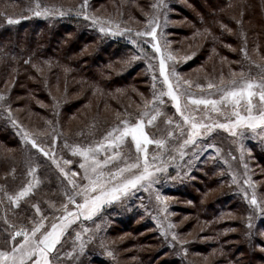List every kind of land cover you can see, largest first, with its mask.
Listing matches in <instances>:
<instances>
[{"label": "rangeland", "instance_id": "374dc122", "mask_svg": "<svg viewBox=\"0 0 264 264\" xmlns=\"http://www.w3.org/2000/svg\"><path fill=\"white\" fill-rule=\"evenodd\" d=\"M97 1L99 0L96 2L87 0L86 6L85 0L0 1L2 25L0 31L8 26L17 29L20 25L28 23L41 25L37 35L42 41L46 37L43 29L47 26L66 27L69 32L66 31L64 35L61 34L63 31L57 33L60 35L57 37L62 41V48L55 51L51 43L48 45L52 56L61 57L69 52L70 56L75 58L78 54L92 52L91 58L95 59L92 65L96 67L91 70L94 73H97L98 67L112 65L113 76L123 75L118 82L120 86L114 89L121 98L114 102L107 101L104 105H99L92 97L84 99L82 90L75 86L74 82L77 80L72 76L70 79H63L60 76L61 69L57 66L59 63L56 61L55 65L51 62V57L45 58L40 66L32 64L33 73H30L29 79L26 77L28 71L22 74L24 79L19 81L15 92H12V89L16 76H7L2 83L0 81V96L5 97L4 100H0V132L4 133L12 144L0 145V156L8 154L10 157V160L7 158L8 165L0 167V188L3 189L0 191V200H3V203H0V217L7 211L8 219L17 227L22 224L30 229L34 220L39 221L41 217H45V229L42 231L50 230L51 224L58 222L55 218L63 215L58 209L66 203L65 188H70L51 161L32 149L30 144L22 142L21 128L46 150H51L53 137H56L57 159L61 164L64 159L71 160L72 164L63 166L69 170V174L71 172L78 174L75 177L78 183L85 184L87 181L82 179L83 170L79 168L81 158L71 155L72 147L101 142L107 132L121 120L127 119L134 123L140 113L146 110V103L153 100L154 91L158 94L159 90L163 89L158 57L151 60L147 57L133 59L134 56L141 55L140 48L155 55L151 47L144 43L151 38L135 35L137 32L145 31L148 19L153 16L159 17L161 28L158 29V34L161 31L163 33L161 44L166 54L172 56L168 61L169 70L174 69L178 73L182 89L193 98L219 99L220 93L217 92V88L227 86L232 80L239 81L241 72L245 74V78L256 80L264 76V3L252 8L253 11L248 12L246 20L238 15L239 8L227 7L228 15L236 19L235 30L222 20L217 21L216 26L225 35H229L232 41L222 43L216 41L218 45H213L210 41L217 40L216 26L203 18H200V26L191 20L198 12L194 4L198 0H163L167 7L160 10L151 7L157 0H144V4L133 3L130 6L132 12L138 11L136 16L131 17L122 11V6L114 7L111 0L104 3ZM37 2L40 11L48 9L50 14L36 16ZM61 12L64 14L60 15ZM85 15L89 19H85ZM8 19L20 22L9 25ZM93 19H96L97 23L94 24ZM101 23L106 29L105 32L100 31ZM109 29L111 31H107ZM28 30L24 29L23 36L28 35L30 32ZM82 33L85 35L84 38H81ZM115 45L124 49L121 55L113 58L114 56L107 50L114 48ZM99 47H102L100 51L97 50ZM2 53L6 51L3 49ZM13 56L12 54L9 57ZM149 63L152 64V69H149ZM92 65L84 60L81 66L87 68V71L83 74L90 72L89 67ZM233 73L236 75L233 76ZM34 74L42 76L41 93L37 95H44L46 99L33 95L36 97L35 105L30 107L27 94L20 93H24L25 90L29 93L27 88L29 83L38 81ZM153 74L157 77L155 90L152 87ZM136 78L139 82L136 84L138 88L128 84L131 80L135 84ZM185 81L191 82V86L184 83ZM210 83L216 87L209 88ZM96 92L106 94L102 86H98ZM163 99L165 104L158 106L166 115L158 118L156 128L149 127L147 130L155 133L157 138L165 129L174 131V138L169 140L167 151L157 149L154 144L148 146L149 160L152 161L154 155L158 156L159 159L152 162L165 170L156 173V182L149 191L132 190L121 200L105 205L92 220L86 221L81 217L71 225L55 252L50 254L52 264H134L136 258L134 250L140 243L138 238L145 239L149 233L155 235L154 246L142 242L141 251L144 247L152 253L166 251L165 255H158L155 258L156 264L165 260L169 264H174V260L178 264H193L183 249L186 238L178 234V228L189 216L182 215L178 210L187 205L196 207V203L190 200V195L198 200L200 194H203L200 198L204 201L210 199L211 208L216 211L220 222L225 221L222 229L230 231L229 228L234 227L232 231L237 233V238L232 242L235 245L241 244L242 239L239 240L238 236L242 235L243 242L250 241L248 246L243 243L247 252L264 255V165L259 163L260 157L264 158V128L241 127L237 129L235 136L223 129H215L210 135L198 138L195 144L186 146L181 157L177 149L187 138V127L185 126L184 135H181L180 130L175 128V123L182 124L183 121L176 114L170 99L168 97ZM194 114L198 120L201 119L205 115L204 106L201 105L200 111ZM209 115L213 120L227 122L224 116L211 112ZM225 115H230V109ZM169 117L174 121L172 125L164 123ZM13 120L17 122L16 126L13 125ZM65 143L69 147L66 148ZM130 148L134 159L135 149L130 144L123 149V154L127 156ZM107 155H111V152ZM105 158L106 154L103 152L97 156L99 160ZM117 166H123V161L113 162L105 171L115 170ZM30 167L37 168L35 176L40 183L33 194L21 201L18 209H12L4 198V191L14 194L24 183L32 179L27 175ZM202 178L215 181L214 186L204 188ZM245 181L249 183L246 184ZM191 182L194 183L193 187L189 185ZM195 183L201 185V190L195 188ZM157 193L167 198L163 204L157 201ZM253 195L258 202L257 205L251 204ZM77 200L79 202L80 198L77 197ZM33 204L39 206L40 215L36 214ZM165 205L166 211H161ZM69 209L74 210V206L69 205ZM157 220L163 221L165 228L168 223L175 227L170 230L169 235L164 236L157 227ZM5 227L6 225L0 222V234ZM171 232L176 234L177 240H172ZM77 233H80L79 238ZM197 235L200 237L197 238ZM184 236L192 239L196 237V240H211V235L208 232H199L195 224ZM256 239L259 240V244ZM3 240L4 236L0 235V248L3 247ZM193 256L198 260L196 264H206L212 260L213 252L209 256L200 257L197 254ZM243 261L244 257L240 262Z\"/></svg>", "mask_w": 264, "mask_h": 264}, {"label": "snow or ice", "instance_id": "6c2138e0", "mask_svg": "<svg viewBox=\"0 0 264 264\" xmlns=\"http://www.w3.org/2000/svg\"><path fill=\"white\" fill-rule=\"evenodd\" d=\"M86 5L87 0H85L84 6ZM151 7L160 10L167 7V5L163 3V0H157V3L152 4ZM36 8L38 9L35 12L36 16H47L50 14L48 9L40 11L38 2ZM63 14V12L60 13V15ZM84 18L89 19L87 15ZM19 22V20L14 19L7 20L9 25L18 24ZM93 23H97V20L93 19ZM160 28L158 16L148 19L145 31L137 32L135 35L137 37H150L151 39L145 40L144 43L151 47L152 53L155 55L153 56L145 51L144 48H140L141 55L134 56L133 59L147 57L151 60L158 57L159 76L162 78L163 89H160L158 94L154 91L153 100L146 103V110L140 113L139 118L134 123L127 119L121 120L117 126L107 132L101 142L95 145L72 147L71 155L81 158L82 162L79 163V168L83 170L82 179L87 181V183H78L75 179L78 174L76 172L69 174V170L65 169L63 165L72 164L71 160L64 159L61 164L57 159L55 153L56 137H53L51 150H46L35 138L21 128L23 132L22 142L30 144L32 149L51 161L52 165L63 175L70 188H65L66 203L62 204L61 208L58 209V211L63 212V215L55 218L58 222H53L50 230L42 231L45 229V217H41L39 221L34 220L30 229L22 224L17 227L15 223L8 219L7 211L3 217H0V222L6 225L3 233L0 234L4 236L3 247L0 248V264H52L50 254L56 250L57 245L61 243V238L70 226L80 220L81 217L86 221L92 220L105 205H111L121 200L122 197L127 196L132 190L139 191L144 189V191H149L152 189L153 184L156 182V173L165 169L152 162L159 159L158 156L154 155L152 161L149 160L148 146L154 144L157 149L167 151L169 140L174 138L173 130H163L159 138H157L155 133H150L147 130L149 127L156 128L158 118L166 115L158 106L165 104L163 97L170 99L176 114L183 121L182 124L179 122L175 123V128L180 130L181 135H184L185 126L187 127V138L183 140V143L177 149L181 157L184 155L183 149L186 146L195 144L198 138L210 135L215 129H223L235 136L237 135V129L241 127L250 129L264 128V76L256 80L245 78V74L241 72L239 81L232 80L227 86L217 88V92L220 93L219 99L193 98L191 94L186 93L182 89L178 73L174 69L169 70L168 61L172 59V56L166 54L162 47L161 38L163 33L161 31L158 34V29ZM100 31H106L102 23ZM115 34L117 33H113V35ZM27 62L25 61V63ZM148 67L152 69L153 66L149 63ZM235 75L233 73V76ZM152 79V87L155 90L157 80L155 74H153ZM184 83L191 86L189 81ZM208 87L215 88L216 85L210 83ZM4 99V96H0V100ZM201 105L204 106L205 115L198 120L194 113L200 111ZM149 108L151 109L150 111L148 110ZM229 109L230 115H225V112ZM209 112L224 116L227 122L222 123L218 120H213ZM12 123L14 126L17 125L15 120ZM164 123L172 125L174 121L169 117L164 120ZM17 134L19 135L20 133ZM129 144L135 149L136 155L134 159L132 158L131 148L127 156L123 154V149ZM64 146L66 148L69 147L67 143ZM102 152L106 154V158L104 160L97 159L98 154ZM108 152H111V155H107ZM118 160L123 161V166H117L115 170L105 171L110 164ZM36 172L37 168L30 167L27 175L32 177V179L24 183L14 194L4 191V198L12 209H18L21 201H24L34 193L40 183L36 179ZM245 183L247 184L249 181H245ZM249 186L251 185L249 184ZM0 191H3V189L0 188ZM77 197L80 198L79 202ZM156 199L163 204L167 198L157 193ZM0 203H3V200H0ZM257 203L253 195L251 204L257 205ZM69 205H73L74 210H70ZM32 207L35 209L36 214L40 215L39 206L33 204ZM161 211H166V205ZM165 220H167L166 216ZM157 227L161 229L162 235L167 236L175 225L168 223L165 228L164 222L157 220ZM79 236L80 233H77V238ZM171 237L172 240H177L174 232H171ZM81 250H83V244H81Z\"/></svg>", "mask_w": 264, "mask_h": 264}, {"label": "trees", "instance_id": "16d2710c", "mask_svg": "<svg viewBox=\"0 0 264 264\" xmlns=\"http://www.w3.org/2000/svg\"><path fill=\"white\" fill-rule=\"evenodd\" d=\"M1 2H4L6 0H0ZM7 1H13V0H7ZM16 1V0H15ZM108 0H99L97 2H106ZM194 1V0H192ZM96 2V0H94ZM112 5L115 6H122V11L128 13V17H131V15L136 16L138 14L137 12H132L130 6L133 3H137L139 5L144 4L143 2H140L139 0H111ZM199 2V3H198ZM259 3H264V0H198L195 1L194 4L198 8V12L194 18L191 20L198 26L201 25L200 18H203L206 21H209L210 24L216 26V22L219 20H222L224 23L230 25V27L235 30L236 27V19L231 18L227 11V7L229 6H235L239 8V16L243 19H247L248 12L252 10L254 7H259ZM128 9V10H127ZM139 10V9H138ZM0 23V27H1ZM41 25H34V24H23L20 25L19 28L15 27H5L2 31H0V81L1 83L9 77L16 76V82L12 89V92L16 91L17 85L19 84V81L21 79H24L22 74L26 71L28 73L26 74V77L29 79L30 73H33V65L36 64L40 66L45 58L51 57L53 62L56 65V61L59 63L60 76L63 79H70L72 76L77 80L75 83L76 88L82 90L83 98L88 99L89 97L94 98V101L97 102L99 105H104L107 101L114 102L115 100L121 98V95L117 94V92L114 90L116 86H118V82L122 79V76H113L114 70L112 69V65L110 66H101L98 67L97 73H94L91 69L96 67L92 64H94L95 59L91 58V54H83L79 55L78 57H72L70 56L69 52L64 53L61 55V57L52 56L49 53L48 45H51L54 47L53 50L57 51L62 48V41L59 40L57 36V33H61L64 35L66 31L69 32L68 28H64L63 26H56L53 25L51 27L47 26L43 30L46 32V37L41 41V39L38 37L37 30L39 29ZM24 27V28H21ZM21 28V29H20ZM63 28V29H62ZM24 29H29L30 31L27 36L25 35ZM67 32V33H68ZM215 35L217 37V40H212L210 43L213 45H218L217 42L222 43L223 41L231 42V38L228 35H225L222 30L218 26L215 28ZM50 36L52 38H50ZM85 35L83 33L81 34V38H84ZM90 42V40H88ZM217 41V42H216ZM99 45H97L98 47ZM220 48V46H219ZM5 50L6 53H2V50ZM96 49V48H95ZM102 47L97 50H101ZM108 49V47L106 48ZM110 54L114 56L113 58H116L117 56L121 55L123 53V49L119 45H115L114 48H109ZM221 49V48H220ZM71 52V51H70ZM14 55L13 58L8 56ZM34 56L36 58H34ZM38 60V62H34ZM84 60L92 67H89L90 72L83 74V72L87 71V68L82 67L81 64L84 62ZM25 61H28L25 63ZM117 64V63H116ZM30 69L32 71H30ZM57 70V69H56ZM95 71V69H94ZM54 72V71H53ZM94 73V74H93ZM38 81L35 83H29V86L27 88L29 89V93L25 90L24 93H20L21 95H26V97L29 99V105L30 107H34L35 103L34 100L36 97L42 98L45 100L46 98L43 96H40V94L37 95V93H41V86H42V76L38 74H34ZM133 75V74H132ZM22 76V78H21ZM130 80V79H129ZM132 82V80H131ZM129 82L128 84L135 85V88L137 87L138 79L136 78L134 80L135 84L132 82ZM139 83V82H138ZM137 84V85H136ZM102 86L104 88L106 94L101 95L98 92H96L97 87ZM120 86V85H119ZM132 89V88H127ZM31 91V92H30ZM35 95L36 97H34ZM91 103V102H90ZM6 145H12L11 142L7 139V136L0 132V145L3 144ZM7 158L10 160V157L8 154H4L0 156V167L4 165H8ZM259 163L264 165V158L260 157ZM264 169V168H263ZM204 183V188H212L215 184V181H211L209 178H202L201 180ZM196 184V183H195ZM191 187H193L194 183H189ZM203 187V186H202ZM195 188H198V190H201V185L198 183L195 185ZM202 192V191H201ZM206 194V193H204ZM218 195V194H217ZM200 196H203V194L198 195V198L201 200H195L192 195H190V200H192L194 203H196V207H189L187 205L185 208H182L178 210L182 215H188L189 218L185 219L182 223L181 227L178 228V234L182 237H185L183 244V249L185 251V254L189 258L190 262H193V264H196L195 262L198 261L193 254H197L198 256H209L211 252H213V258L208 264H264V255L263 254H257V253H249L246 250V246L250 244V241L243 242V236H238V239L240 241V245H235L232 241H235L237 238V233L233 232L232 228H229V230L225 231L221 227L222 224L225 221L220 222L219 216L216 215V211H214L211 207V201L209 200H203L200 198ZM208 194H206V197ZM186 194L185 197L186 198ZM197 197V196H196ZM195 197V198H196ZM209 197V196H208ZM198 226L199 232H208L211 236V240L203 241V240H196V237L188 238L187 232L189 229H191L192 225ZM237 228V227H236ZM242 233V229L240 234ZM146 238L141 240L138 238V241L143 244L142 242H146L147 245H153L155 241V235L154 233H149V235L145 236ZM200 236L197 235V238ZM154 239V241H153ZM196 240V242H194ZM238 240V241H239ZM257 240V243L259 244V240ZM140 243H138L139 247H136L134 250V254L136 256L134 264H156L155 258L158 257V255H165L166 251H157L152 253L148 252L146 247H144V250L140 247ZM243 243L245 245H243ZM59 246V244H58ZM57 246V247H58ZM147 246V247H148ZM57 249V248H56ZM55 252V251H54ZM53 252V253H54ZM52 253V254H53ZM242 255V256H241ZM247 258H246V257ZM244 257L243 263L240 262L241 258ZM205 258V257H204ZM166 260L159 263V264H166ZM206 263V264H207ZM169 264V263H167ZM174 264H178L174 260Z\"/></svg>", "mask_w": 264, "mask_h": 264}, {"label": "water", "instance_id": "95a60500", "mask_svg": "<svg viewBox=\"0 0 264 264\" xmlns=\"http://www.w3.org/2000/svg\"><path fill=\"white\" fill-rule=\"evenodd\" d=\"M58 246V245H57Z\"/></svg>", "mask_w": 264, "mask_h": 264}]
</instances>
